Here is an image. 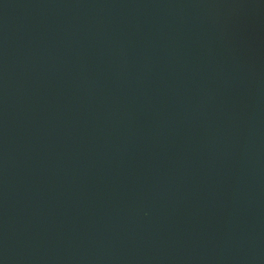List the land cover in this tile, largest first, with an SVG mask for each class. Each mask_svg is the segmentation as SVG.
<instances>
[{
    "label": "water",
    "instance_id": "water-1",
    "mask_svg": "<svg viewBox=\"0 0 264 264\" xmlns=\"http://www.w3.org/2000/svg\"><path fill=\"white\" fill-rule=\"evenodd\" d=\"M0 264H264V0H0Z\"/></svg>",
    "mask_w": 264,
    "mask_h": 264
}]
</instances>
